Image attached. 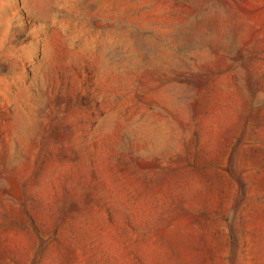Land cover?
I'll use <instances>...</instances> for the list:
<instances>
[{
    "label": "rangeland",
    "instance_id": "obj_1",
    "mask_svg": "<svg viewBox=\"0 0 264 264\" xmlns=\"http://www.w3.org/2000/svg\"><path fill=\"white\" fill-rule=\"evenodd\" d=\"M0 264H264V0H0Z\"/></svg>",
    "mask_w": 264,
    "mask_h": 264
}]
</instances>
